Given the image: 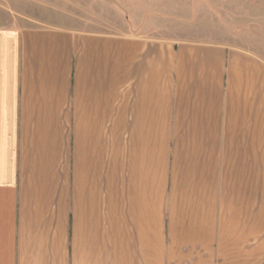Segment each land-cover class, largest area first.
<instances>
[{
  "label": "crops",
  "instance_id": "1",
  "mask_svg": "<svg viewBox=\"0 0 264 264\" xmlns=\"http://www.w3.org/2000/svg\"><path fill=\"white\" fill-rule=\"evenodd\" d=\"M101 2L0 26V264H264V58Z\"/></svg>",
  "mask_w": 264,
  "mask_h": 264
},
{
  "label": "rangeland",
  "instance_id": "2",
  "mask_svg": "<svg viewBox=\"0 0 264 264\" xmlns=\"http://www.w3.org/2000/svg\"><path fill=\"white\" fill-rule=\"evenodd\" d=\"M142 5L145 16L155 18L158 34L244 48L264 58V0H146ZM103 7L101 0H0V26L86 30L92 28L86 20H116L112 12L99 17Z\"/></svg>",
  "mask_w": 264,
  "mask_h": 264
}]
</instances>
